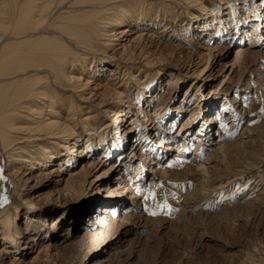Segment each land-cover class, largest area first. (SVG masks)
Instances as JSON below:
<instances>
[{
    "label": "bare ground",
    "instance_id": "obj_1",
    "mask_svg": "<svg viewBox=\"0 0 264 264\" xmlns=\"http://www.w3.org/2000/svg\"><path fill=\"white\" fill-rule=\"evenodd\" d=\"M262 40L264 0H0V197L7 198L0 199V264H133L136 248L164 226L150 214L160 205H168L163 213L173 228L203 210L223 214L263 202L257 193L252 203L230 201L252 183L251 166L237 159L257 154L262 137L236 130L242 123L249 132L262 129L264 109L260 76L249 74L244 89L234 65L264 59ZM194 57L207 70L180 100L176 93L196 73ZM104 76L112 77L97 80ZM188 109V120L202 109L203 123L177 124ZM113 115L118 135L108 131ZM147 161L154 173L144 171ZM120 186L132 198L98 193ZM53 202L62 210L43 214ZM22 208L27 221L18 219ZM262 254L243 264H264Z\"/></svg>",
    "mask_w": 264,
    "mask_h": 264
},
{
    "label": "rangeland",
    "instance_id": "obj_2",
    "mask_svg": "<svg viewBox=\"0 0 264 264\" xmlns=\"http://www.w3.org/2000/svg\"><path fill=\"white\" fill-rule=\"evenodd\" d=\"M164 34H166V36H167V34L169 35L170 33L166 32ZM262 43H264V40H262ZM146 47L148 48L149 45H146ZM150 52L154 53L155 54L154 57L159 59L162 63L169 64V62H170L171 64L179 65L178 64L179 62H178L177 58H175V57H171L170 55L164 54V53L161 54L158 51H156L155 49H150ZM249 58L244 60V62L241 66H237L236 64L234 65L236 71L239 73L237 75V77L235 78V81L236 82L241 81L240 86L245 89V86H246L245 83L247 82L248 75L253 74L256 76L257 75L260 76L259 78H261V81L263 82L262 84L264 86V59H262V58L256 59L254 57H249ZM192 59H193L194 65H196L193 68V70H195L196 73L193 74L191 72L190 76H188L186 79V81H187L186 84L184 86L181 85L178 93H176L177 94L176 97L180 100L182 98V95L185 94L187 88L194 85L191 82L192 79L195 78L194 83L200 81L203 77V73L207 70L206 69L207 68L206 60H204V61L202 60L200 62L201 59H198L197 57H194ZM218 66H219V61H216L214 63V68L217 69ZM200 71H202V72L200 73ZM240 71L242 73H244L243 76H245V79H242V78H244L243 76H242V78H239V75L241 73ZM106 73H108V72H106ZM160 74L164 75V78L167 80V82L169 79L173 78V76H168L169 74L167 73V71L162 72ZM160 74H158V75L160 76ZM256 76H253V77L255 78ZM108 77H112V76H107L106 78H105V76L99 77V78H97V80L100 81L101 79L102 80L108 79ZM165 83L166 82H164L163 85ZM91 85L94 87V84H91ZM164 86L166 87L167 85H164ZM174 91H176V90H174ZM249 92H250V95H253V93H254L253 90H251V89L249 90ZM257 95H258V93H257ZM130 98L133 99L132 96H130ZM194 102H195V100H191V104ZM196 103H199V102H196ZM127 104H129V103H127ZM133 107H134L133 111L134 112L136 111V114L141 115V116L145 117L146 119H148V115L143 114L141 108L138 109L135 107V105H133ZM189 111H190L189 109L186 110L184 115H182V117L177 119L176 123L181 124L185 120H187L190 123H194L193 121L196 120V118H198V126L203 123L206 113L204 114L202 109L200 110L198 116H196V117L193 116L190 120H188L190 117L188 115ZM146 112L149 114L150 112H153V110L150 108H146ZM258 113H259L258 115L260 116V119H261L260 122L262 125L260 124V127L262 129L257 130V131H253V129H252V131L249 132L247 130L248 131L247 132L246 126L244 125L245 127H243L242 126L243 123H242L241 126L238 127V129L236 130V135H243V136L246 135L248 137H251V139H252L253 138L252 136H255L257 133L259 134V132L261 134V132H262V137L259 136V138L257 137L258 139L257 138L255 139V141H256L255 146H256L257 154H255V155L250 154L248 156L245 155V157H239L240 159L239 158L237 159V160H240V162H243L242 166H245L247 164H249L251 166V171H248L247 174L249 175L248 177L250 178V180L252 179V181H251L252 183L250 184V186L248 188H246L247 189L246 191L241 190L237 194L235 192L234 195L230 198V201H232L234 198H240V199H244L247 202H249V201L251 202L252 200H249V198L253 199V197L256 196L255 195L256 193L259 195H264V112L259 110ZM115 118H116V116L113 115L112 118L110 120H108V124L112 123V125L108 129L109 134H113V133L119 134V133L123 132L121 130L122 127L115 129L117 127L116 126L117 121L115 120ZM129 118L125 119L126 122L128 121V123L130 121ZM134 119H135V117L133 118V120ZM133 120L130 121L131 124H132ZM148 122L149 123L151 122V125L154 126L156 123V119H150ZM149 123H147V124H149ZM134 125L131 126L133 131L136 128V127H134ZM253 125H254V127H257V125H259V120L257 121L256 124H253ZM198 126H196V127H198ZM245 131L247 134L246 133L244 134ZM197 141L198 140L193 141V147H191V148L196 149ZM131 142L133 145L134 140L133 141L131 140ZM208 144L209 143H206L205 145H208ZM203 146L204 145L202 144L201 149H204ZM216 147H219V146H216ZM207 151L208 150L204 151V153H206ZM194 152L195 151L191 152L192 156H193ZM173 153H174L173 151H170L169 155H171ZM112 161L114 162L115 159H113ZM234 161H236V160H234ZM135 163H137V162H135ZM142 164H144V168H143L144 171L146 170L149 173H154L153 167H155V166H153L149 161H147L146 163L142 162ZM208 164H209V162H208ZM54 165H56V164H54ZM103 168L104 167L98 168L95 171V174H93V175L97 176L100 173H102ZM238 170L239 169H236V170L230 172L229 176H232L233 174H236V173H240ZM32 171H35V170H32ZM241 172H243V169H241ZM19 174H17V175H19ZM134 174H136V173L134 172L131 175L133 176ZM116 176H117V172L116 173L113 172L112 174L109 175L108 179L113 180ZM18 188H19V190H21L23 187H21L19 184ZM42 188H44V187L37 189V191L35 190V192H34L35 196H39L38 194H40L42 192V190H41ZM102 189H104L105 191L101 190L99 192V190H98V193L107 199H112L114 197L118 198L119 195H122V194L125 195L126 197L128 196V198L129 197L132 198V196H133V194H131L130 189H128V188L122 189V186H120L118 188L117 192H113V193L108 192L107 188H105V187H103ZM52 196H54V195H52ZM56 198L57 197L54 196L53 201H57ZM263 202L257 203L259 206L257 204L256 205L254 204L256 207L253 205L251 208H249L247 206V204H245L243 208H240V210L235 209L233 211L230 209L229 212H226L223 214L222 213L214 214L212 212L207 213V211L203 210V212H205V213H203V212L197 213V215H198L197 217H199L198 219H194L193 217H191L190 219H192V220H190V222H188L187 220H186L187 222L181 221L180 224H176L173 228H170L171 225L169 226L170 223H169V220H167L170 217V214L168 213L167 215H165V213H163V212H165L166 209L164 207H162V208L159 207L156 215L159 212H160L159 213L160 215L159 214L157 216L154 215V216H152V218L156 217L157 219H160V220L157 221V219L155 218L156 222H155V219H153L152 222L157 224V225L159 224V225H162V226L164 225V226L162 228H160V231L158 232V235H157L158 238L156 236V237H154V240H153V238L151 239L152 242H150L148 245H144V246L141 245L140 247L136 248V254L135 255H136V258L138 260L135 259L133 264H186V262L187 263L190 262L189 264H243V263L247 262V260L251 256H254L255 258L257 256L261 257L263 255L262 253H264V219H263V217H264V203ZM57 206H58V203L53 202L52 206L51 205L48 206V208H46L43 211V214L50 215V213L51 214L54 213L57 215L56 212L57 211L59 212L62 210V209L58 208ZM22 210L23 211L19 214L18 219H22L23 221H27L26 220L27 219L26 213H27V211H29V209L28 208H24V209L22 208ZM36 210H37V208H36ZM161 215L162 216L164 215V217H162ZM160 216L163 220H161ZM165 216H167L166 217L167 219L165 218ZM202 216L207 220H205L203 218V220H204L203 221ZM211 217H213V218H211ZM254 218H255V220L253 222ZM164 219H166V221H164ZM159 221H161V222L159 223ZM197 222H198V224H197ZM200 222L202 224H200ZM47 223H49V221H47ZM127 223L129 224V222H127ZM203 224H205V225H203ZM166 225L169 227V229L167 228ZM16 226H17L16 230H18V232L21 233L23 230V224H22V227H19L18 224ZM192 226H194V227H192ZM57 233H58V235H60V234L66 235V231H64V229H61Z\"/></svg>",
    "mask_w": 264,
    "mask_h": 264
},
{
    "label": "snow or ice",
    "instance_id": "obj_3",
    "mask_svg": "<svg viewBox=\"0 0 264 264\" xmlns=\"http://www.w3.org/2000/svg\"><path fill=\"white\" fill-rule=\"evenodd\" d=\"M262 112H264V109H261ZM0 199H3L5 202L7 201V198L6 197H0ZM161 207H168L167 204H164V205H160ZM145 211H148L147 207H145ZM151 215H156V213L153 211L150 213Z\"/></svg>",
    "mask_w": 264,
    "mask_h": 264
}]
</instances>
